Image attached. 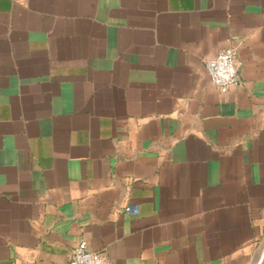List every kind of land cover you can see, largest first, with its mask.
<instances>
[{"label": "crops", "instance_id": "0c3cea01", "mask_svg": "<svg viewBox=\"0 0 264 264\" xmlns=\"http://www.w3.org/2000/svg\"><path fill=\"white\" fill-rule=\"evenodd\" d=\"M230 45L221 92L204 62ZM80 240L264 264V0H0V264Z\"/></svg>", "mask_w": 264, "mask_h": 264}, {"label": "built area", "instance_id": "2783aa9c", "mask_svg": "<svg viewBox=\"0 0 264 264\" xmlns=\"http://www.w3.org/2000/svg\"><path fill=\"white\" fill-rule=\"evenodd\" d=\"M236 46L230 45L219 50L214 56L205 59L204 66L210 82L221 92H226L230 86H240L237 63L235 58ZM131 214H137V206L127 205L124 208ZM112 264L100 251L88 248L85 240H80L72 249L68 264Z\"/></svg>", "mask_w": 264, "mask_h": 264}, {"label": "clouds", "instance_id": "9594fccd", "mask_svg": "<svg viewBox=\"0 0 264 264\" xmlns=\"http://www.w3.org/2000/svg\"><path fill=\"white\" fill-rule=\"evenodd\" d=\"M102 264H103V262H102Z\"/></svg>", "mask_w": 264, "mask_h": 264}]
</instances>
